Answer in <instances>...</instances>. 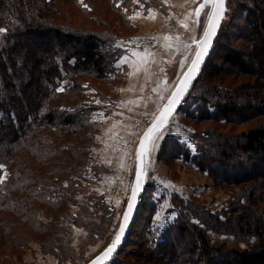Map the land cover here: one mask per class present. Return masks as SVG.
Masks as SVG:
<instances>
[{
	"label": "trees",
	"instance_id": "16d2710c",
	"mask_svg": "<svg viewBox=\"0 0 264 264\" xmlns=\"http://www.w3.org/2000/svg\"><path fill=\"white\" fill-rule=\"evenodd\" d=\"M226 7L227 20L178 108L192 121L193 148L165 134L156 157L170 169L181 158L214 187L239 191L223 216L171 192L175 219L151 246L144 235L155 204L146 192L109 264H264V0H227ZM115 15L131 27L116 0H0V165L8 172L0 183L2 258L10 251L22 262L35 240L59 263L72 260L73 227L85 231L87 245L112 221L101 194L78 203L75 181L64 185L59 173L75 176L91 144V108L77 103L83 81L114 73L119 40L131 37L111 26ZM175 59L164 58L162 82ZM210 231L233 241H215Z\"/></svg>",
	"mask_w": 264,
	"mask_h": 264
},
{
	"label": "rangeland",
	"instance_id": "374dc122",
	"mask_svg": "<svg viewBox=\"0 0 264 264\" xmlns=\"http://www.w3.org/2000/svg\"><path fill=\"white\" fill-rule=\"evenodd\" d=\"M127 1L124 4L121 0H116L117 4L121 5L131 27L126 28L122 24V19L116 15L111 26L121 34L139 35L140 38L136 41V44L135 42L130 43L131 37L123 40V42L119 40V46L122 50L120 56L130 50L131 47H138L146 57L151 56L144 49H150L151 45L154 47L159 44V40L156 38L157 33L163 30L167 31L168 29L164 28L166 26L170 29L168 31H171V35L180 36L181 40L178 44V53L174 57L176 58L174 68L168 73L169 82H163L164 88L161 95L159 92L154 96L159 97L158 101L152 99L153 102L151 100L146 102L147 96L143 93L145 87L139 89L141 91H139V97L133 101L132 98L136 96L131 95L128 88L123 89L128 79V71L125 67L118 66L116 62L114 73L109 74L104 81L91 79L89 84L83 81L82 94L79 95L78 98L80 99L77 103L82 107L91 108L89 113L91 131L88 134V142L91 144L86 150L85 163L78 168L76 175L74 176L70 172L67 174L59 173V178H61V181L64 179V185L68 183L70 177L75 181L70 189L73 190L74 198L78 203L88 200V196L94 192L101 194L110 206L112 221L103 236L87 245H84L83 242L86 238L85 231L73 227L71 243L76 248V254L72 260L59 263L50 253L41 250L38 241L30 240L24 248L22 262L17 261L15 253L7 251L5 257L0 256V264H83L109 242L118 226L133 178L135 149L139 135L165 101L177 78L191 60L196 49L194 40L201 36L211 10V5H206L200 15L194 18L191 16L195 6L194 3L200 0ZM167 6L174 10L176 14L183 15L181 18L182 24L176 26L170 20L171 18L166 11ZM227 12L226 7L221 23L227 20ZM171 40L170 37L167 39L168 42ZM164 58V56L161 58L160 66L164 63ZM159 72L158 68L154 74L159 76ZM85 80L89 79L86 78ZM138 82L141 83V81ZM153 84H155V81L152 82ZM191 124L192 121L177 109L167 126L159 134L162 137L165 134L173 135L180 142L187 144ZM248 125L246 123L235 130H240ZM160 140L155 142L156 145L159 146ZM157 148L150 144L149 168L143 192V196L146 192L150 193L155 204V213L147 233L144 235V242L147 246H151L153 241L159 237L162 229L175 219V212L169 203L171 192L177 190L183 196L201 203L210 211L223 216V213L226 212L228 197L239 191L238 188L225 190L214 187L213 181L208 175H203L192 165L183 164L181 158L177 159V163L174 164L172 169L168 168L162 160L156 157ZM70 166L77 167L78 165L71 163L68 167ZM194 169L198 172H195ZM2 170L1 177L5 181L8 172L4 168ZM51 180L58 181L54 177ZM66 204L72 211L76 208L73 203L69 204L67 201ZM157 213L162 217V227H158L157 221L154 219ZM209 235L215 241H233L232 236L229 235L216 234L211 231ZM238 245L241 247L244 246V243L240 242ZM133 249L137 250L135 247Z\"/></svg>",
	"mask_w": 264,
	"mask_h": 264
},
{
	"label": "water",
	"instance_id": "95a60500",
	"mask_svg": "<svg viewBox=\"0 0 264 264\" xmlns=\"http://www.w3.org/2000/svg\"><path fill=\"white\" fill-rule=\"evenodd\" d=\"M201 4H205V6L206 5H211V10H210V13H209V16H210L213 13V11H214V6L211 3V0H208L207 3H206V0H200L197 3L196 7H195L194 16L197 17L196 9L199 8ZM224 9L226 11V2L224 4ZM225 11L223 13V16L225 15ZM209 16H208L206 25L204 27V30H203L201 36L198 39L194 40V43L196 45V49H195V51L193 53V56H192L191 60L189 61V63L185 67V69L182 71L180 76L177 78L172 90L170 91L169 95L166 97L165 101L161 104V106L159 107V109L157 110V112L155 113L153 118L144 127V129L142 130L141 134L139 135V138H138V141H137V144H136V149H135V165H134L133 178H132L129 194H128L125 206H124V208H123V210L121 212L118 226H117L112 238L109 240V242L98 253H96L94 256H92L89 260H87L83 264H92L93 261H96V264H105V263L109 262L112 259V257L114 256L115 252L123 244V242H124V240H125V238H126V236L128 234V231L130 229V226H131V224H132V222H133V220L135 218V215H136V212H137V209H138V205H139V203H140V201H141V199L143 197L145 181H146V175H147L148 168H149L150 151L148 149H150V143H149V141L145 140V147L143 149H141V147H140L141 139L145 136V133L148 132V130L150 128H152L153 124L157 122V119L159 117H161V114L165 110V108H167L169 106V102H170V99L173 97V93L178 92V89H180L182 87H187V92L186 93H182L183 99H184L185 96L187 95V93L189 92L194 80L197 78L198 74L201 72V70H202V68L204 66V63H205V61H206V59H207V57L209 55V52H210V49L212 47L213 41H214V39L216 37V34H217V32L219 30V27L221 25V22H222V19L219 20V27L218 28H214L215 35L209 37L210 44H205V45L201 46L198 42L201 39H203L205 31L208 29ZM205 50H206V54H204ZM197 52H201L202 53V59L197 62V68L190 73V76L195 77V78L191 80L190 84H182V80L185 79V73H189V69L192 67L193 61L196 59ZM183 99H182V101H183ZM180 104L173 106L175 108V111L165 121V125L166 126H167L170 118L173 116V114L179 108ZM138 152H140L139 156H138ZM138 169H142V175H141V181H140V186L139 187H137V176H136V172H137ZM134 187H137L138 195L136 197H133V188ZM129 202L133 203V207H132V209L130 211V216H129L128 221L125 222L124 221V214H125V212L129 211V208H128ZM121 223H126V227H125V230H124V232H123V234L121 236L119 244L117 245L115 251L110 254V256H104L103 254L105 253L106 249L116 239V235L120 231Z\"/></svg>",
	"mask_w": 264,
	"mask_h": 264
},
{
	"label": "crops",
	"instance_id": "0c3cea01",
	"mask_svg": "<svg viewBox=\"0 0 264 264\" xmlns=\"http://www.w3.org/2000/svg\"><path fill=\"white\" fill-rule=\"evenodd\" d=\"M198 3V2H197ZM197 3H194V10L197 5ZM168 7V6H167ZM169 8V9H168ZM167 8V13L170 16V20L175 23V25L182 24L181 18L183 15H178L172 10L170 7ZM171 9V10H170ZM194 10L191 14L192 17L195 18ZM183 14V13H182ZM185 14V13H184ZM184 21V20H183ZM168 28V26L164 27ZM163 28V29H164ZM185 29V27H183ZM175 29V28H174ZM172 29V30H174ZM182 29V30H184ZM163 30L160 33H157L156 38L159 40L158 45L153 47L151 45L150 49L145 48L144 50L147 53H150L151 56H145L144 53L141 51V49H138V47H131L130 50H128L126 53L122 54L120 57H118L116 64L118 66L125 67L128 71V79L126 81V85L123 89H127L131 92L130 94L136 97H133L132 100L134 101L135 98L137 99L139 97V93L141 92L139 89L145 87V90H143L144 95H146V102H153L155 99L156 101L159 100V97H154L157 93L160 92V95L163 91V82L160 78V75L154 74L158 68L160 69V63L161 58L163 56L167 59H173L176 56V53H178V44L180 43V36L171 35V31ZM170 33V35H169ZM170 37L172 39L171 41H167V39ZM139 35H133L131 36L130 43L136 44V41L139 40ZM167 41V42H166ZM157 43V42H156ZM155 44V43H154ZM144 51V52H145ZM159 56V57H158ZM146 65V67H145ZM152 68V69H151ZM149 80H148V79ZM148 80V81H147ZM138 81H141L138 82ZM155 81V84L152 85V82ZM148 83V84H147ZM144 84V85H143ZM140 91V92H139ZM144 109V108H143ZM190 149L193 148V145L191 142H188L186 144ZM195 172H198L194 169ZM203 175H207L203 173Z\"/></svg>",
	"mask_w": 264,
	"mask_h": 264
},
{
	"label": "snow or ice",
	"instance_id": "6c2138e0",
	"mask_svg": "<svg viewBox=\"0 0 264 264\" xmlns=\"http://www.w3.org/2000/svg\"><path fill=\"white\" fill-rule=\"evenodd\" d=\"M208 0H206V3ZM226 0H211V3L214 6V11L213 13L209 16V25L208 29L204 33L203 39H201L198 43L203 46L205 44H210V36H214V28L219 27V20L223 19V13L225 11L224 9V4ZM205 8V4H201L199 8L196 9V14L197 16L200 15L201 11ZM6 31L5 29H0V32ZM206 54V50L204 52ZM202 59V53L197 52L196 59L193 61L192 67L189 69V73H185V79L182 80V84H190L191 80L194 79L195 77L190 76V73L197 68V62ZM63 89H57V91H62ZM187 92V87H182L178 89V92L173 93V97L170 99L169 106L165 108V110L162 112L161 117L157 119V122L153 124L152 128L148 130V132L145 133V136L141 139V149L145 147V140L149 141V143L153 147H158L156 145V141L163 139V137L159 134L161 130L165 128V121L167 120L168 117L172 115V113L175 111V108L173 107L174 105H178L181 103L183 99L182 93ZM150 151V149H148ZM140 155V152H138V156ZM3 165H0V168H3ZM141 175H142V169H138L136 172L137 176V187L140 186V181H141ZM3 177H0V183L3 182ZM154 179V178H152ZM137 187L133 188V197H136L138 195L137 192ZM133 207V203L129 202L128 208L129 211L125 212L124 214V221L127 222L130 216V211ZM154 219L157 221V226L162 227V217L157 213V215L154 217ZM126 223H121L120 225V231L116 235V239L112 242V244L106 249L105 253L103 254L104 256H110L111 253H113L117 247V245L120 242L121 236L125 230ZM99 259V258H98ZM92 264H96V261H93Z\"/></svg>",
	"mask_w": 264,
	"mask_h": 264
}]
</instances>
